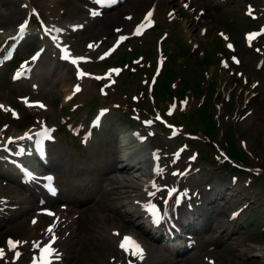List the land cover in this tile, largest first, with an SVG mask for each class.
<instances>
[{"label":"rangeland","instance_id":"374dc122","mask_svg":"<svg viewBox=\"0 0 264 264\" xmlns=\"http://www.w3.org/2000/svg\"><path fill=\"white\" fill-rule=\"evenodd\" d=\"M9 1V2H8ZM37 8L43 13L45 21L48 25L57 23L55 19V13L65 22L67 19L70 21H75L78 17H81L82 14L85 15V19H88L87 23L78 31H72L69 28H66L67 35L64 37L66 44H74L73 48L76 53H82L87 50V44L94 43L97 44L95 52L92 53L94 58L97 60H105L100 57V53L103 49L112 44V41L117 37L118 31L116 29L120 28L126 30L131 37L130 39L123 44L122 47L118 49L115 56H113L112 60L106 62H102L101 64L94 63L93 66L96 70H100L103 76L108 75L109 65H112V61L116 59V65H120L121 67L126 65H131L130 68L135 69L137 74H133L131 70L128 68L124 71L121 77H113L112 85L107 86V93L105 94L104 89L102 90L99 86L102 84L101 81H88L87 88L82 92L80 96H78L76 103L80 105V108L76 109L73 102L70 104H66L64 97L67 92L66 88H62L61 83L59 81H54V78H50V80L40 81L41 88H45L47 91V97L45 101H48L49 108L47 111L36 109H27L29 106L20 101V97H25L28 93H32V82L31 79H23L21 81L12 80L11 74L14 70L18 69L24 62H30L28 59L25 61L21 60L23 56H29L36 47H38V43H34L27 45L24 44L21 50L18 53V59L5 67L4 70L0 74V104L4 105L3 108H0V134H4V132L8 133H20L21 131L26 132L27 128L30 126L35 127L37 124H43V120L46 119L49 123L54 125L58 129L59 140L55 144L51 146V155L55 156L54 159V167L59 170H63V173H66L68 177L74 176L77 178L78 182H87L89 184L86 185L85 191H81L76 194L78 188L75 187V190L71 193V196L74 198L77 196V199H85L88 196H91V199L97 197L99 201L94 203V207H87L85 213H81V211H71L69 213L68 219H72V225L69 227V223L67 221L59 224L58 232L61 234L60 242H57L56 252L58 256L65 254V264H115L118 261H121L124 254L120 252L119 244L117 243V236H115L110 229L112 228L109 225V228L106 230L99 231V228L103 225V220L108 216V214H115L109 205H115L116 208L121 212V217L116 215L115 224L120 227V224H125L124 232L135 231L141 237L147 241L149 244L150 256L147 258L143 264H175L174 261H177V264H209L206 261V257L213 256L217 264H239L242 262V259L246 257L244 253L241 252V249H249V242L257 239L258 242V226H254V224H247L248 214H245L244 223L247 225L244 228H239L238 222H231L222 215H220L221 223L219 225L220 228L201 233L200 241L198 243L199 247L196 248L193 252L189 253L188 257H182L181 260H176V256L171 252L166 251L163 247L158 245L157 243H153L147 236L143 228V223L141 219L136 218V215L132 213L126 212L127 207L123 205L125 203L124 198V189L120 187H116V184H110L113 179L124 178L127 176L123 171H109L110 173L106 174V171L110 169L113 164L119 163V156L122 155L120 150L117 151L116 145L114 141H116V135L112 131L117 129V131H121L125 126H132L133 122L130 121L129 114L134 111V105L136 103V95L143 88V92H147V88L143 87L142 79L147 80L149 76H153L155 72V68L157 65V48L158 41L157 38L162 35L164 32H168L170 35L167 39L163 40L164 51L167 53L172 52V41L171 38L173 35L174 27L176 29H180V35L189 37L191 34L193 37L198 38L201 41V46L205 45L210 51V47L213 42L218 40L216 30L212 31L213 28H216L220 22H228L233 15H237V19L234 24L229 25L232 26V33L234 37L237 38L239 43V48L242 50V59H244V63L237 68H240L245 71V73H250L257 79L258 75H262V80L264 81V69L259 71L253 67V53L246 51L242 48V36L240 34V27L243 28L244 25V14H242V8L244 6L243 1L236 2V10L233 11H224V14L220 15V11L212 10L211 19L206 20L205 24L209 26V32L205 35H200V28L196 23H187L185 24V20H178L174 26H172L169 11H170V0H127L126 3L121 5L118 9L112 10L108 14L117 13V17H111L112 21L110 24L105 25L103 16H93L89 13V6L85 4L83 0H58L55 2L53 6L48 4L49 0H32ZM197 1V0H196ZM12 2V11L8 10V3ZM47 3V6L45 5ZM173 5L176 4V1H172ZM214 3L213 0L208 1L210 7ZM148 8H156L155 14H152V18L154 20L155 25L151 27L144 35L137 36L134 33L133 27L138 22H142L144 19L145 11ZM54 9V10H52ZM28 5L25 0H0V33L9 31L7 29H15L21 20L29 19V27H32L31 34L36 35L35 41L39 39V34L36 33L37 26L39 23V17L36 12L30 10L29 12ZM81 11V12H80ZM214 12L216 14H214ZM77 13V15H75ZM239 13V14H238ZM73 14L78 16L77 18H73ZM89 14V18H88ZM190 18L192 21V16L185 15ZM222 16V17H221ZM130 17V18H129ZM64 22H59L61 25ZM221 27V26H219ZM113 29L115 32L113 33ZM240 29V30H239ZM112 34V35H111ZM2 38L0 37V41ZM37 42V41H36ZM130 42V43H129ZM1 47V45H0ZM52 46L47 48L45 52V57L37 66V73H45L47 70L52 69L53 71H57V69H68V66H65L63 63L59 62L58 59L55 60L52 55ZM1 49V48H0ZM135 49V51H134ZM143 55L145 57L144 61L147 62V67L149 68V72L145 71V69L141 68L143 66L142 63L139 62L137 56ZM197 53H190L188 56L178 55L176 54L173 57L168 59L167 65L163 69V75L158 84H150L151 86L148 88V94L153 98V102L163 103V107L168 108L172 102L169 103V94L184 96L188 101L189 107H182L181 113L185 115L186 118H192L193 122L204 121L207 116V121L212 122L213 116L210 113L214 110L213 101L215 99L213 90L211 89V83L206 81L205 86L203 85V89L199 87V91H204V94L200 97H196L195 91L193 89L192 78L184 76V82L178 85L177 76L178 74L184 72L182 70L178 71L175 66L186 65L181 64L180 60L186 62L187 64H195L199 65L200 59L197 57ZM118 58V59H117ZM21 60V61H20ZM138 60V61H137ZM212 64L210 68L205 67L206 71L208 70L211 74L213 72L216 74L217 86H222L226 80V76L230 73V70L225 68H221L219 64L218 57H214L211 59ZM174 62L170 63V62ZM191 62V63H189ZM200 67V66H199ZM92 68V67H91ZM202 68V71H205ZM94 71L91 69L89 72ZM220 71V74H219ZM188 74L195 75L191 69L187 71ZM167 77V78H165ZM237 76H230L235 80ZM146 83V82H145ZM147 81L146 84H148ZM170 85L172 88L168 89L167 85ZM264 85V83H263ZM264 86H261L263 89ZM209 90V91H208ZM228 89L225 88V91ZM92 91V95L89 97V93ZM234 93V92H232ZM147 98V96H146ZM162 98L164 102H162ZM80 99V100H79ZM149 99V98H147ZM74 101V102H75ZM254 101H257L256 97H253L250 100L249 108H255L258 106V110L255 111L253 116H250L241 119V116H237L233 119L232 126L237 127V132H242L243 136L248 139V146H252L258 152L260 158L264 160V99H261L256 105ZM199 102V103H198ZM8 103V104H7ZM181 103V101H180ZM141 104H143L144 108H153L151 107L149 100H141ZM10 105V107L8 106ZM115 106V110L107 116V119L104 123L105 128L103 133L98 134V132L94 133L93 139L88 143L87 146H82L79 142V139H76L72 136L71 133L68 132V123L70 121L77 122L80 126L84 124V119L88 116L92 115V113L96 112V108L99 106ZM172 106L176 108L177 102L173 101ZM239 106V107H238ZM238 108H241V105H238ZM208 109L207 115L204 113ZM236 107V109H237ZM235 109V111H237ZM35 112L37 119V124L35 122L33 116L31 118L25 119V113ZM161 113H165L164 109L159 108ZM15 112V114H14ZM21 113V118L18 119L19 114ZM152 115L154 113L150 112ZM189 113V114H188ZM148 114V113H147ZM148 116H152V115ZM179 116V113H176ZM218 119H222L223 115H221V110L218 112ZM214 115V113H213ZM42 116V117H41ZM37 117H41L40 119ZM177 117H175L176 119ZM228 117L225 118L227 120ZM141 121V119H140ZM63 122H66V126ZM232 122V121H231ZM212 126H206L205 131L212 135V139L216 141L220 139L221 141H225L227 137H235L239 138V134H236L235 128L223 127L221 129L217 128L220 136L214 137L211 130ZM112 130V131H111ZM190 131L188 128L186 129ZM163 129L158 128L159 141L158 144L163 148H174L176 145L180 144L182 141L177 142L176 140L169 141L166 139ZM114 138V139H113ZM185 137L182 138V140ZM113 139V140H112ZM163 140V141H162ZM199 146L202 148H206L209 150V153L213 155L212 150L208 149L204 142L200 140L198 142ZM216 148L219 149L224 148V145L221 144L217 140ZM165 152L168 154L167 149ZM237 157L246 156L245 154H241L240 152H235ZM199 159V165L201 166L200 174H196L194 180H203L205 183H213L222 178H218L216 176L218 172H213L205 167L203 162ZM229 162L238 161L240 159L235 158L234 160L228 159ZM243 162V161H241ZM95 169H97L95 171ZM111 170V169H110ZM64 175L61 176L63 180H65L64 187L69 189V183H71L69 178H64ZM99 176V177H98ZM105 176V180L104 177ZM93 177V179H92ZM62 181V180H61ZM255 187L253 184L251 187L246 186V190L249 195L252 196L253 193L259 191L264 188V182L259 180ZM93 183V185H92ZM81 185V184H79ZM215 185V183H214ZM5 186V187H4ZM244 188V185L241 186ZM101 189V192H97ZM1 190L6 194L9 193L12 198H14V203L19 204L20 207L17 211V214L23 213V215L19 218V221L12 225L11 229L14 234L8 233L2 236V241H4L9 235L13 236L16 240H19L20 237L23 238V242H26L27 239H31V237H43L42 240L47 241L48 236L46 235V229L52 224V220L48 215H44L41 221L36 225L30 224L31 217L37 214L38 210L37 202L31 191H28L20 186L17 183H12L10 181H2L0 179V192ZM255 190V192H253ZM71 191V190H70ZM104 191V192H103ZM264 191V190H263ZM251 192V193H250ZM242 193V192H240ZM244 193H242L243 195ZM102 195V196H101ZM241 195V196H242ZM72 198V199H73ZM235 201V200H234ZM233 201V202H234ZM233 202H230L232 205ZM237 202L234 203V205ZM108 204V205H107ZM229 204V206H230ZM60 203H57V207L61 208ZM107 205V206H106ZM72 207V205H69ZM75 209V208H74ZM248 213V212H246ZM252 215V214H251ZM216 216V215H215ZM253 214L251 219H253ZM217 217V216H216ZM215 217V219H216ZM259 221L260 218L257 217ZM214 219L208 222L207 226L210 224H216ZM217 220V219H216ZM14 223V222H13ZM261 223V222H260ZM245 230L242 234L233 233L232 240H230L228 246L221 249V251H212L208 250V241L212 243H220L222 238V230H231L237 229ZM221 231V232H220ZM240 232V231H239ZM258 234V235H257ZM218 236V237H216ZM264 236V235H263ZM106 237V238H105ZM115 239L113 240V238ZM101 238V242L98 239ZM213 238V239H212ZM113 240V241H112ZM63 241V242H62ZM68 241L73 242L72 247H68L67 251H63L68 244ZM204 247L206 249H204ZM34 250L32 251V253ZM65 252V253H64ZM244 255V256H243ZM6 255V251H4V255ZM2 257V256H1ZM30 256L25 259H20L19 262H15L14 264H26L30 261ZM252 258H249V260ZM5 264H11V262L4 261ZM249 263V262H248Z\"/></svg>","mask_w":264,"mask_h":264},{"label":"snow or ice","instance_id":"6c2138e0","mask_svg":"<svg viewBox=\"0 0 264 264\" xmlns=\"http://www.w3.org/2000/svg\"><path fill=\"white\" fill-rule=\"evenodd\" d=\"M116 0H96V3L97 4H102V5H111L112 3H115ZM91 14L93 16L95 15H99L101 14V12H99L97 9H92L91 10ZM151 17H152V12L149 11L147 13V16H146V20H148V22H151ZM130 18V17H129ZM26 27H27V21H25L23 24L19 25V31L21 33L25 32L26 31ZM74 28H79V27H82V25H73ZM144 25L141 24L139 26V28H137V32H139L140 28H143ZM57 31H63V29H56ZM44 31H48L47 28L44 29ZM119 31V30H117ZM261 31H264V29H261ZM258 33L257 32H250L248 33V38H249V41H251V39L255 36H257ZM125 37L121 36L120 39L123 40ZM52 39L54 41H59L60 40V37L59 36H53ZM63 47V53H64V57L69 60V61H73V62H77V61H80V60H85V59H88V57H85V56H74L70 53L68 47L66 45L62 46ZM229 47H232L231 44H229ZM108 53H105V55H107ZM39 55V53L36 54V56H33L32 59H35L37 58V56ZM227 62L225 61V64ZM25 64H27V62H25ZM112 72H118L119 69H116V68H113L111 70ZM21 75V73H17V76ZM79 75L81 77L85 76V75H88L87 73H85L83 70H81L79 72ZM75 88H76V91H80V85L79 84H76L75 85ZM22 99L26 100L27 101V97H23ZM34 103L36 104H40L41 107H44V105L39 102V101H35ZM4 105L0 104V108H3ZM108 111L107 109H103L102 112H106ZM15 114V112H14ZM146 124H151L152 121L148 120V121H145ZM47 132V129H44V131L38 133V135L40 136H44L45 133ZM141 139H144V137H141ZM36 144L38 146L41 145V141L40 140H37L36 141ZM177 157L179 156V153H176ZM190 159H195V157H190ZM156 172H160V168L159 166L157 165L156 167ZM24 171L27 173V175L30 177V178H35V174L33 172H31L30 170L28 169H24ZM179 171V170H178ZM47 181H53L54 180V177L51 176V175H48L46 178H45ZM153 184V187H161L162 185H157L155 181H152L151 182ZM46 187L52 192V193H55L57 191V189L55 188L54 184L53 183H47L46 184ZM163 187H166V186H163ZM177 191V189L175 187H172L169 189L168 191V195L171 196L173 193H175ZM157 193L155 191L153 192H149L148 195L149 196H155ZM181 197L183 196V193L180 194ZM178 202V201H177ZM140 203V202H138ZM164 203L166 204L167 201L165 200ZM142 207L147 209V211L151 214V217L153 218V220L156 222V223H159L162 219L165 218V215L163 214L162 212V209L160 208L159 205H157L155 202L153 201H146L142 204ZM43 211H50L49 209H43ZM35 223V220L33 221ZM54 228V225H50L49 226V231H52V229ZM52 240H55L56 237L55 235L53 234ZM21 243L20 241H17V240H11L10 241V245L12 248H15L17 246V244ZM37 247H40L39 243H37L36 245ZM122 248H125L126 250H130L131 251V254L134 255V256H138L140 259H143V254H144V249L143 247L141 246V244L136 241L134 238H132L131 236L129 235H125L123 240L121 241V245H120ZM57 250L52 246L51 243H46L44 244L42 250H41V253H40V257L38 259H36L34 261V264H50V260L53 258V253H55ZM4 255V249L0 248V256H3Z\"/></svg>","mask_w":264,"mask_h":264},{"label":"bare ground","instance_id":"6f19581e","mask_svg":"<svg viewBox=\"0 0 264 264\" xmlns=\"http://www.w3.org/2000/svg\"><path fill=\"white\" fill-rule=\"evenodd\" d=\"M51 1L54 2L56 0H51ZM8 5H9L8 10L10 12V11L13 10L12 9V2L8 3ZM117 15L118 14L115 13V14H110V15L104 16L103 17L104 24L105 25L110 24L112 21H114V20H111V17H113V16L114 17H117ZM81 20H82V18H80L79 20H77V22H73V25L81 24L83 22ZM56 29H59V28L55 27L51 31L53 33H58L59 31H57ZM9 35H10V33H5V32L4 33H0V37L2 38L1 42L4 39H7ZM70 74H71V71L70 70H68L67 72H60V71L57 72L58 78H60L61 79V82L63 83L62 84V87L66 88L70 84V82H69L70 81L69 80V75ZM71 90H72L71 88L67 89V91H68L67 94H69V92ZM39 93H42V92L35 91L33 94L36 95V94H39ZM157 139H158V137H156V136L152 138V140L155 141V142H156ZM6 141H7V139L4 140V143H7ZM115 145H116V148H117V151H118L120 149V146H119V144L117 142L115 143ZM119 160H122L123 161V159H121V157H120ZM139 162H141V161H139ZM151 164L152 163H150V166H151ZM152 166H154V167H151L152 175L149 174V171L148 172L145 171V167H144L143 164L139 167V169H136V170H134V167L135 166H133V165L126 164V165H123V167H119V165L113 164V166L110 168L111 170L108 169L106 171V174H105L106 176H107L108 173H110L109 171H112V170H115V171H123L124 173L127 174V176H125V178H123V179L122 178H117V179H113L112 178L111 184H116V187H120V188L124 189V198L126 200V202L124 203V205L127 206L128 212H133L134 214L135 213H138V212H141V210H143L142 204L144 203V201L146 199V195H143V193L145 192L146 187L142 186V184L139 185L137 183V181L135 180V178L137 176L132 175V173L140 170V171H142V173L145 176L151 175L152 176V180L151 181H146L147 184H150L151 185L152 184L151 182L152 181H155V178L153 176V173L155 172V169L157 167V164L153 162V165ZM130 173H131V175L133 177L130 175ZM147 199L149 200V197ZM93 200L94 199L92 198V201ZM88 202L91 203V200H89ZM138 202H140V203H138ZM90 203H87V204H85V206L82 207V209H81L82 213H85V210H86L87 207H90V208H93L94 207V204H90ZM109 207H111L110 209H112V211L115 212V215L114 216H111L110 214H108V216L103 220V225L99 228V231L100 232L102 230L108 229L109 228V225H112L113 220H115L116 215H119V213L117 211L118 209L116 208L115 205H112L111 204V205H109ZM61 212L63 213L64 212V209L61 210ZM52 213L54 215L56 214V212L54 210H52ZM72 223L73 222H70L69 223V227L72 225ZM112 229H117V227H112ZM52 231H53V229H52ZM98 241L101 242L102 241L101 238L98 239ZM68 244L69 245H66V247H72L73 246L72 245L73 242H68Z\"/></svg>","mask_w":264,"mask_h":264}]
</instances>
